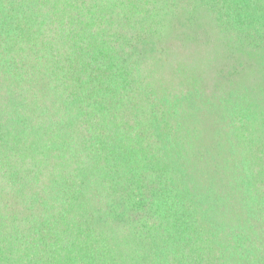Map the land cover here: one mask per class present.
Listing matches in <instances>:
<instances>
[{
    "label": "trees",
    "instance_id": "1",
    "mask_svg": "<svg viewBox=\"0 0 264 264\" xmlns=\"http://www.w3.org/2000/svg\"><path fill=\"white\" fill-rule=\"evenodd\" d=\"M0 264H264V0H0Z\"/></svg>",
    "mask_w": 264,
    "mask_h": 264
}]
</instances>
